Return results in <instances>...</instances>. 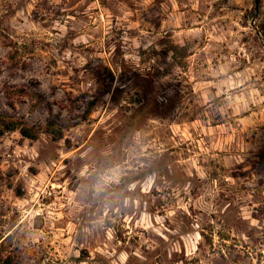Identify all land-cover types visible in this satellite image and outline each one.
I'll use <instances>...</instances> for the list:
<instances>
[{
  "label": "rangeland",
  "instance_id": "374dc122",
  "mask_svg": "<svg viewBox=\"0 0 264 264\" xmlns=\"http://www.w3.org/2000/svg\"><path fill=\"white\" fill-rule=\"evenodd\" d=\"M263 22L264 0H0L1 256L264 264Z\"/></svg>",
  "mask_w": 264,
  "mask_h": 264
},
{
  "label": "trees",
  "instance_id": "16d2710c",
  "mask_svg": "<svg viewBox=\"0 0 264 264\" xmlns=\"http://www.w3.org/2000/svg\"><path fill=\"white\" fill-rule=\"evenodd\" d=\"M258 32H259V34H261V36H262V38H263V40H264V22L258 27ZM0 125H1V123H0ZM18 129H19L18 126L15 125V124L11 125V126L8 128V130H10V131H15V130H18ZM19 130H20V133H21L23 136H25V137H30V136H28V135H30V134H27L28 132H27L26 129H24V128H20ZM59 135H60V134H59ZM0 264H12V262H11L8 258H5V259H4V258L1 256V254H0Z\"/></svg>",
  "mask_w": 264,
  "mask_h": 264
},
{
  "label": "water",
  "instance_id": "95a60500",
  "mask_svg": "<svg viewBox=\"0 0 264 264\" xmlns=\"http://www.w3.org/2000/svg\"><path fill=\"white\" fill-rule=\"evenodd\" d=\"M254 6H255V11H258L259 8V0H254Z\"/></svg>",
  "mask_w": 264,
  "mask_h": 264
}]
</instances>
